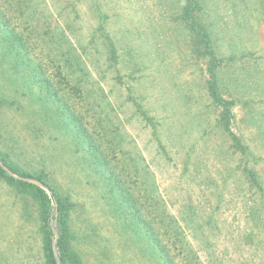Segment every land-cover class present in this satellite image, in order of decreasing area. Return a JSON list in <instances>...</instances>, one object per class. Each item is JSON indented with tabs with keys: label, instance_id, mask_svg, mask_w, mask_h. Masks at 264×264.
<instances>
[{
	"label": "rangeland",
	"instance_id": "obj_1",
	"mask_svg": "<svg viewBox=\"0 0 264 264\" xmlns=\"http://www.w3.org/2000/svg\"><path fill=\"white\" fill-rule=\"evenodd\" d=\"M187 4L0 0V151L67 201L82 264H264V0L192 2L214 63ZM18 192L0 178V264H42L48 209Z\"/></svg>",
	"mask_w": 264,
	"mask_h": 264
},
{
	"label": "trees",
	"instance_id": "obj_2",
	"mask_svg": "<svg viewBox=\"0 0 264 264\" xmlns=\"http://www.w3.org/2000/svg\"><path fill=\"white\" fill-rule=\"evenodd\" d=\"M187 1V10L185 13V17L187 19V21H190V27L192 30L196 31L198 33V35L202 38V40L205 42V44L207 45L208 48V53L211 55V61L213 62V50H212V41H211V36L210 33L208 32V30L204 29V25H196L195 24V20L192 19V11L194 6H192V2L194 0H186ZM199 5V4H198ZM196 2H195V9H197L196 7ZM201 8V6H200ZM199 8V10H200ZM28 67L32 69V72H34V70L36 69L34 66H32L31 63H28ZM212 73V72H211ZM57 74L59 76H63V72L61 67H58L57 69ZM64 81L67 82V84L69 85V88L71 89V91H79V89L81 90L80 86L78 85V83L75 81L73 84L70 81H67V79L65 78ZM72 85H71V84ZM209 91L210 94L213 96V98L216 100V102H218L220 105L223 106V112H222V123L224 124L223 126H225V129L230 132V135L232 137V140L234 141V146L237 148H242L241 147V143L238 139L237 136H235L233 133H231V129H230V119H231V104L228 101H225L222 99V97L219 95L218 90H217V84L215 82V80H210L209 81ZM12 106V105H10ZM0 159L1 161L7 166L9 167L14 173L21 175L22 177L25 178H33L36 179L38 181H41L42 183H44L46 186H48L50 189L51 186L48 185V183L46 182L45 178L42 175H38V176H32L31 174H26L24 172H22L20 169L17 168L16 165L12 164L10 161H8V159L1 153L0 151ZM249 177L251 179V181H253L254 183H258L256 176L253 172H249ZM0 178L6 179L9 184L14 185L19 192L17 193V195H21L24 193H29V191H32L31 193L33 194L34 198H37L38 201L42 204V206H44L46 209H48V211L46 210V212H48V215L43 218L41 220V223H39V230L42 234V241H41V247H42V254H43V263L42 264H57L55 256H54V251H53V224H51V218H53L54 216L57 219L58 222V229L60 230V239L57 243V247L59 249V254H60V259L62 264H82L80 256L77 252H75L74 250L70 249V225H69V209L70 206L68 205L67 201L60 198L57 194H54L53 196H50L44 189H42L39 186H36L34 184L31 183H27L21 180H16L15 178L11 177L4 169H2L0 167ZM118 186V185H115ZM119 187V186H118ZM53 191V189H52ZM55 202V204H57V207L54 206V208H52L51 203ZM51 206V211H49V207ZM165 213L170 215L168 216L169 218V224H171L172 229H173V233L170 234L169 238L172 239H177L178 237V231H182L183 229L181 227V225H179L178 220L169 213L168 209L165 208L164 209ZM141 212V205L138 207V202L135 203V215H137V217L141 216L140 214ZM161 212V210H160ZM47 214V213H46ZM57 215V216H56ZM162 215V214H161ZM163 216V215H162ZM165 223H161V225H163ZM174 225V227H173ZM143 227L146 229L145 236L146 237H153V240L156 242V245L158 246V243L161 242V240L159 239V237H154V232H152V227H147V225H143ZM139 231H142L139 227ZM156 234V233H155ZM157 235V234H156ZM158 236V235H157Z\"/></svg>",
	"mask_w": 264,
	"mask_h": 264
},
{
	"label": "water",
	"instance_id": "obj_3",
	"mask_svg": "<svg viewBox=\"0 0 264 264\" xmlns=\"http://www.w3.org/2000/svg\"><path fill=\"white\" fill-rule=\"evenodd\" d=\"M0 167L2 169H4L11 177L15 178L16 180H21V181H24V182H27V183H31V184L37 185V186L41 187L42 189H44L45 191H47L51 195V191L49 190V188L44 183H42L41 181H38L36 179L25 178V177L17 175L10 168H8L1 161V159H0ZM53 233H54V236H55V239L53 241L54 256H55L57 264H62L61 263V259H60L59 255H58V251H57V243H58V240H59V234H58L57 229H54Z\"/></svg>",
	"mask_w": 264,
	"mask_h": 264
}]
</instances>
